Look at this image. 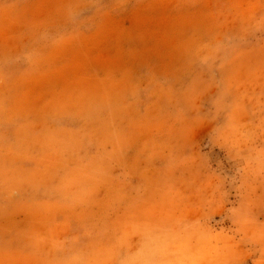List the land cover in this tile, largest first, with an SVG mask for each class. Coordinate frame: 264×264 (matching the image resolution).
<instances>
[{"label":"rangeland","instance_id":"obj_1","mask_svg":"<svg viewBox=\"0 0 264 264\" xmlns=\"http://www.w3.org/2000/svg\"><path fill=\"white\" fill-rule=\"evenodd\" d=\"M0 264H264V0H0Z\"/></svg>","mask_w":264,"mask_h":264}]
</instances>
